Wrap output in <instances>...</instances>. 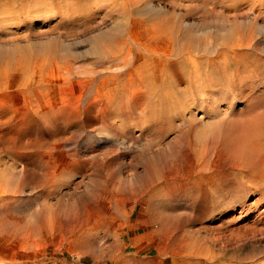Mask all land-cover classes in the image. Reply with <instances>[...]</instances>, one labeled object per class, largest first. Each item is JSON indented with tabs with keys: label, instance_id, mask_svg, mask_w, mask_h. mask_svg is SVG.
<instances>
[{
	"label": "rangeland",
	"instance_id": "rangeland-1",
	"mask_svg": "<svg viewBox=\"0 0 264 264\" xmlns=\"http://www.w3.org/2000/svg\"><path fill=\"white\" fill-rule=\"evenodd\" d=\"M37 1L0 0V264H264V0Z\"/></svg>",
	"mask_w": 264,
	"mask_h": 264
},
{
	"label": "bare ground",
	"instance_id": "bare-ground-1",
	"mask_svg": "<svg viewBox=\"0 0 264 264\" xmlns=\"http://www.w3.org/2000/svg\"><path fill=\"white\" fill-rule=\"evenodd\" d=\"M1 1H2V0H1ZM23 1H24V0H23ZM29 1H30V0H29ZM38 1H39V0H38ZM38 1H37V2H38ZM95 1H98V0H95ZM99 1H100V0H99ZM101 1H102V0H101ZM101 1H100V2H101ZM105 1H106V0H105ZM110 1H111V0H110ZM127 1H129V0H127ZM127 1L125 2V1L123 0L121 3H124V4H125V3H127ZM4 2L7 3V1H4ZM26 2H27V1H26ZM26 2H25V3H26ZM32 2L34 3V1H32ZM35 2H36V0H35ZM40 2H41V1H40ZM219 2H222V1L219 0ZM6 3H5L4 5H3V3H0V8H1V10L3 9V14H5V10H6L5 7H8V6L6 5ZM27 3H28V2H27ZM27 3H26V4H27ZM96 3H97V2H96ZM98 3H99V2H98ZM133 3H134V2H133ZM110 4H111V3H110ZM118 4H119V3H118ZM118 4H117V5H118ZM225 4H226V2H225ZM5 5H6V6H5ZM9 5H10V4H9ZM34 5H35V4H34ZM3 6H5V7H3ZM11 6H12V5H11ZM16 6H17V5H16ZM30 6L33 7V5H30ZM13 7H14V6H13ZM23 7H24V6H23ZM25 7H26V5H25ZM28 7H29V4H28ZM126 7H127V6H126ZM26 8H27V7H26ZM37 8H38V7H37ZM17 9H18V7H17ZM17 9H16V10H17ZM24 9H25V8H24ZM30 9H31V8H30ZM33 9H34V8H33ZM33 9H32V10H33ZM19 10H20V9H19ZM21 10H22V9H21ZM32 10H31V11H32ZM61 10H62V9H61ZM24 12H25V11H24ZM22 13H23V12H22ZM27 13H28V9H27ZM18 14H19V13H18ZM0 18H1V17H0ZM128 33H129V32H128ZM132 35H133V33H132ZM132 35H131V36H132ZM122 36H123V37H120V40H117V41H116L117 48H116V46L113 47L115 51L117 50V51H116V55H117V57H119V58L121 57V59L118 60V61H117V60H116V61L114 60L115 62H114L113 60H111V62H109V65H110V63H111V64H113V65L115 64V66H116V65H117V66H121V68H123L122 65H123V66H125V65L127 66V69H125V67L123 68V69H125V70H124L122 73H119V72H118V73H119V76H118L117 78H115L114 80L111 79V80H113V81H115V82L117 83L118 87H120L119 85H122L126 80H127L128 82H129V81H131V82L134 81V80H133L134 77H133V75L131 74V70H132V66H133V65H132L133 58H132L131 55H132V54L134 55L133 52H134L135 49H136V51H137V48H136V47H137V44H136V43H137V42H136L137 40L132 39V37H131L130 35H127V36L122 35ZM133 36H134V35H133ZM247 37H250V36H247ZM121 38H122V39H121ZM133 38H134V37H133ZM241 38H242V37H241ZM241 38H240V40H241ZM171 39L173 40V38H171ZM171 39H170V40H171ZM245 39H246V38H245ZM245 39H243L242 42H244ZM246 40H247V39H246ZM246 40H245V41H246ZM250 40H251V39H249V40H247V41H250ZM134 41H135L136 43H135ZM237 41H238V40H237ZM140 42H141V41H140ZM242 42H241V41H238V42H235V41H234L232 47H231L232 44H231V45L228 44V47H225V46H224L225 48L222 47V48H224V49H222V51L220 52V54L222 55L221 57H224V59H225V60H224V59L221 60V63H223L224 67H223V65H222L223 68H221V69H220V67L217 68V69H216L217 72L225 73V77H231L230 79H232L233 77H235V76H231V75H234V74L236 75V73L239 72V70H238L237 68H235V69L237 70V72L235 73L236 70L234 71V66H233V68L230 67L231 64H229V63H230L229 61H233L234 58H238V59H239V57L241 58L240 60H243V59H244V57H245V55H244L245 50H243L242 47H246V46H247V43H246V46H243L244 43H242ZM251 42H252V41H251ZM141 43H142V44H145V42H144V43L141 42ZM248 44H249V43H248ZM140 45H141V44H140ZM177 45H179V44H177ZM183 45H184V44H183ZM229 45H230V46H229ZM234 45H235V46H234ZM250 45H251V44H250ZM250 45H249V46H250ZM144 46H146V45H144ZM144 46H143V48H144ZM226 46H227V45H226ZM138 47H139V46H138ZM177 47H179V46H177ZM247 47H248V46H247ZM109 48L112 49L111 47H109ZM141 48H142V47H141ZM171 48H172V45H171ZM186 48H187V47H186ZM186 48H185V50H186ZM104 49H105V48H104ZM145 49H146V48H145ZM172 49H173V48H172ZM172 49H171V50H172ZM182 49H183V48H182ZM105 50H108V48H106ZM114 50H108L109 52L106 51L105 56H106L108 53H113V54H115V53H114ZM147 50H148V49H147ZM147 50H146V51H147ZM152 50H153V49H152ZM169 50H170V49H169ZM173 50H174V49H173ZM173 50H172V51H173ZM179 50H180V49H179ZM142 51H143V50H142ZM146 51H145V52H146ZM154 51H155V50H154ZM154 51H152V52H154ZM159 51H160V50H159ZM166 51H167V50H166ZM177 51H178V50H177ZM180 51H181V50H180ZM180 51H179V52H180ZM186 51H188V50H186ZM189 51H190V50H189ZM189 51H188V52H189ZM219 51H220V50H219ZM219 51H218V52H219ZM137 52H141V51H137ZM143 52H144V51H143ZM160 52H161V51H160ZM160 52H159V53H160ZM169 52H170V51H169ZM173 52H174V51H173ZM192 52H193V51H191V53H192ZM157 53H158V52H157ZM166 53H167V52H166ZM180 53H181V56H182L184 59H185V58H188L191 62H192V61L195 62V59L198 60V59H197L198 57H196L195 55L191 56V55H188L186 52H180ZM143 54H144V53H143ZM148 54H149V53H148ZM175 54H176V53H175ZM175 54H173V53L170 52V54H167L166 56H168V57L171 56V57H172V56L175 55ZM220 54H219V55H220ZM116 55H115V56H116ZM135 55H136V54H135ZM141 55H142V53H141ZM154 55H155V54H154ZM154 55H153V58H154ZM156 55H157V54H156ZM162 55H163V52H162ZM162 55H161V56H162ZM130 56H131V57H130ZM143 56H144V55H143ZM147 56H150V54L147 55ZM147 56H146V57H147ZM151 56H152V55H151ZM164 56H165V55H164ZM175 56H176V55H175ZM182 57H181V58H182ZM207 57H208V56H207ZM207 57H205V58H207ZM221 57H220V58H221ZM233 57H234V58H233ZM134 58H135V57H134ZM158 58H159V57H158ZM176 58H177V57H176ZM201 58H202V57H201ZM203 58H204V57H203ZM212 58H213V57H212ZM212 58H211V59H212ZM216 58H218V56H217ZM216 58H215L214 60H216ZM220 58H218V60H219ZM112 59H113V58H112ZM147 59H148V58H147ZM149 59H150V58H149ZM166 59H167V58H166ZM221 59H222V58H221ZM238 59H237V60H238ZM138 60H139V59H138ZM162 60H163V58H162ZM167 60H168V59H167ZM180 60H181V59H180ZM185 60H187V59H185ZM202 60H203V59H202ZM202 60H201L200 62H202ZM209 60H210V59H209ZM143 61H144V60H143ZM145 61H146V60H145ZM145 61L142 62V63H146V62L148 63V62H149V60L146 61V62H145ZM163 61H164V60H163ZM178 61H179V60H178ZM183 61H184V60H183ZM203 61H204V60H203ZM206 61H207V60H206ZM210 61H211V60H210ZM234 61L236 62V60H234ZM133 62H134V61H133ZM150 62H151V61H150ZM166 62H167V61H166ZM186 62H187V61H186ZM211 62H213V59H212ZM211 62H210V63H211ZM218 62H220V61H218ZM228 62H229V63H228ZM170 63H171V62H169V64H170ZM187 63H188V62H187ZM187 63H186V64H187ZM214 63H215V61H214ZM231 63H232V62H231ZM127 64H128V65H127ZM160 64H161V63H160ZM162 64H164V63H162ZM178 64H181V63L179 62ZM186 64H185V65H186ZM207 64H208V63H207ZM207 64H206V65H207ZM211 64H212V63H211ZM216 64H217V63H216ZM148 65L150 66L149 63H148ZM148 65L145 64L144 67H146V66H148ZM172 65H173V64H172ZM172 65H171V66H172ZM190 65H192V64H190ZM194 65L198 67L200 64H199V62L197 61V63H194ZM203 65H204V64H203ZM208 65H209V64H208ZM212 65H213V64H212ZM218 65H219V64H218ZM110 66H111V65H110ZM149 66H148V67H149ZM163 66H164V65H163ZM165 66H166V65H165ZM167 66H168V65H167ZM167 66H166V67H167ZM183 66H184V65H183ZM183 66H180V68H182ZM186 66H187V65H186ZM186 66H184V68H185ZM220 66H221V64H220ZM107 67H108V66H107ZM111 67H112V66H111ZM111 67H110V68H111ZM133 67H134V66H133ZM159 67H160V66H159ZM173 67H174V66H173ZM190 67H192V66H190ZM197 67H196V68H197ZM203 67H204V66H203ZM203 67L201 66V68H203ZM217 67H218V66H217ZM110 68H109V70H110ZM116 68H117V67H116ZM161 68H162V67H161ZM169 68H170V67L168 66V69H167V70H169ZM199 68H200V67H198V70H197V69L194 70L195 73H191V72H193V71L190 72L191 69H189L188 71H189V73L191 74V76H194L195 78H197L198 76H200V75H199L200 72H197V71H200V70H201V69L199 70ZM112 69H113V68H112ZM112 69H111L110 72H112ZM134 69H135V68H134ZM141 69H142V68H141ZM141 69H140V70H141ZM146 69H147V67H146ZM172 69H173V68H172ZM172 69H170V70H172ZM182 69H183V68H182ZM194 69H195V68H194ZM107 70H108V68L106 69V72H107ZM121 70H122V69H121ZM184 70H185V69H184ZM205 70H206V68H205ZM113 71L115 72V70H113ZM116 71H117V70H116ZM134 71L137 73L136 70H134ZM134 71H133V72H134ZM144 71H146V70H144ZM163 71H164V70L162 69L161 72H163ZM181 71H182V70H181ZM188 71H187V72H188ZM202 71H203V70H202ZM202 71H201V72H202ZM206 71H207V70H206ZM165 72H166V71H165ZM167 72H169V71H167ZM185 72H186V71H185ZM185 72H183V73H185ZM203 72H204V71H203ZM203 72H202V73H203ZM211 72H213V71H211ZM116 73H117V72H116ZM170 73H171V72H170ZM205 73H206V72H204V74H205ZM213 73H214V72H213ZM239 73H242V72L240 71ZM108 74L110 75V73H108ZM111 74H112V73H111ZM143 74H145V73H143ZM147 74H148V73H147ZM147 74H145V76H146ZM171 74H172V73H171ZM177 74H179V73H177ZM190 74H189V75H190ZM193 74H194V75H193ZM207 74H208V73H207ZM113 75H114V74H113ZM115 75H116V74H115ZM131 75H132V76H131ZM140 75L142 76V74H140ZM169 75H170V74H169ZM172 75H173V74H172ZM172 75H171V76H172ZM219 75H220V74H219ZM238 75H239V74H238ZM238 75H237V76H238ZM243 75H244V74H243ZM143 76H144V75H143ZM147 76H148V75H147ZM173 76H174V75H173ZM210 76H211V75H210ZM215 76H217V75H215ZM223 76H224V74H223ZM245 76H246V75H245ZM248 76H249V74H248ZM110 77H111V75H110ZM115 77H116V76H115ZM184 77H185V76H184ZM184 77H183V78H184ZM211 77H213V76H211ZM240 77H243V76H242V75H241V76L239 75V78H240ZM112 78H113V77H112ZM148 78H149V77H148ZM169 78H170V77H169ZM174 78H176V75L174 76ZM199 78H200V77H199ZM199 78H198V79H199ZM201 78H202V77H201ZM216 78H217V77H216ZM216 78H215V79H216ZM108 79H109V78H108ZM108 79H106V80H108ZM141 79H144V80H145V79H147V77H144V78H141ZM167 79H168V78H167ZM185 79H187V78H185ZM203 79H204V78H203ZM206 79L209 80L208 78H206ZM215 79L212 78L213 81L218 80V79H216V80H215ZM234 79H236V78H234ZM234 79H233V80H234ZM111 80H110V81H111ZM139 80H140V79H139ZM171 80H172V78H171ZM171 80H170V81H171ZM174 80H175V79H174ZM177 80H178V79H177ZM192 80H193V79H192ZM201 80H202V79H201ZM201 80H200V81H201ZM242 80H243V79H242ZM140 81H142V80H140ZM147 81H148V80H147ZM178 81H179V80H178ZM187 81H188V80H187ZM193 81H196V80H193ZM200 81H199V82H200ZM213 81H212V82H213ZM218 81H221V79L218 80ZM218 81H217V82H218ZM246 81H247V80H246ZM106 82H107V81H106ZM138 82H139V81H138ZM149 82H150V79H149ZM172 82H174V81H172ZM175 82H176V80H175ZM197 82H198V81H197ZM197 82H196V83H197ZM202 82H204V81L202 80ZM202 82H201V84H202ZM206 82H207V81H206ZM237 82H238V81H237ZM242 82H243V81H242ZM112 83H113V82H112ZM126 83H127V82H126ZM143 83H147V82H144V81H143ZM179 83H180V82H179ZM219 83H220V82H219ZM240 83H241V82H240ZM244 83H245V81H244ZM128 84H131V83H128ZM169 84H170V83H169ZM192 84H194V83H192ZM198 84H199V83H198ZM211 84H212V83H211ZM124 85H125V84H124ZM126 85H127V84H126ZM141 85H143V84L141 83ZM148 85H149V84H148ZM151 85H152V84H151ZM171 85L174 86L172 83H171ZM175 85H176V84H175ZM203 85H204V87H205L206 84L203 83ZM214 85H215V83H214ZM234 85H235V84H234ZM143 86H144V85H143ZM198 86L200 87V85H198ZM124 87H126V86H124ZM175 87H176V89H177V87H179V85H177V86H175ZM215 87H216V86H214V88H215ZM234 87H235V86H234ZM127 88H128V87H127ZM129 88H131V87H129ZM171 88H173V87H170V90H172ZM201 88H203V86H202ZM205 88L207 89V86H206ZM214 88H213V90H214ZM168 89H169V87H168ZM168 89H167V90H168ZM173 89H174V88H173ZM176 89H175V90H172V91H173L172 94H173L174 92L176 93ZM178 89H179V88H178ZM203 89H204V88H203ZM127 90H128V89H127ZM170 90H169V91H170ZM207 90L209 91V89H207ZM146 91H147V90H146ZM123 92H124V91H123ZM170 92H171V91H170ZM126 93H127V92H126ZM167 93L169 94L168 91H167ZM175 93H174V94H175ZM124 94H125V93H124ZM164 95H165V94H164ZM167 96H168V95H167ZM175 96L178 97V93H177V95H175ZM158 97H159V96H158ZM168 97H169V96H168ZM177 99H178V98H177ZM158 100H160V98H159ZM170 100H171V98H170ZM175 100H176V98H175ZM172 101H173V100H172ZM173 102H174V101H173ZM170 103H171V102H170ZM175 104H176V103H175ZM179 104H181V103L179 102L177 105H179ZM181 105H182V104H181ZM183 105H184V103H183ZM176 107H177V106H176ZM171 108H172V107H171ZM181 111H182V110H181ZM178 112H179V111H178ZM182 113H184V112H182ZM182 115H183V114H182ZM172 116H173V114H172ZM183 117H184V116H183ZM126 120H127V119H126ZM122 121H123V120H122ZM189 121H190V119H189ZM188 123H190V122H188ZM191 123H192V122H191ZM187 128H188V126H187ZM253 134H254V133H253ZM242 136H243V135H242ZM251 136H253V135H251ZM239 137H240V136L238 135L237 138H238L239 141L237 140L238 143L236 142V146H235V143H234V146H235V150L240 151V152H244V155H245V156H242V155H241V156H242L241 158H244L243 160H244L245 162H247V164H249V165H250V164L257 165V166L263 165V162H264V153H260V152L257 150V148H256L257 145L255 144L256 142H254V141H253V142H250V140L248 141L247 138H243V137H242L241 139H239ZM253 137H254V136H253ZM237 138H236V139H237ZM234 140H235V139H234ZM234 140H233V141H234ZM254 140H255V139H254ZM229 142H230V141H229ZM229 144H230V143H229ZM229 144H228V145H229ZM231 145H233V144H230V146H231ZM222 147H223V145H222ZM232 147H233V146H232ZM232 147H231V148L229 147V149H233L232 151H233V152H236V151L234 150V147H233V148H232ZM229 149H228V152L230 151ZM224 150H225V149H224ZM247 150H248L249 152H254L255 156L257 155V159H256V160L254 159L255 156H252L251 158H249V156L247 157V156H246V152H247ZM221 151H223V148L221 149ZM221 151H220V155H222V154H221ZM232 151H230V152H231V155H232V153H233ZM218 152H219V151H218ZM224 152H226V150H225ZM227 154H228V153H227ZM227 154H226V155H227ZM236 154L238 155L237 152H236ZM220 155H219V156H220ZM223 155H225V153H224ZM233 155H235V153H234ZM233 155H232V157H233ZM237 155H236V157H237ZM238 156H239V155H238ZM226 157H227V156H226ZM229 157H230V156H229ZM234 158H235V157H234ZM199 159H200V158H199ZM235 159H237V161L242 160V159H240V158H235ZM238 159H240V160H238ZM187 160H188V159H187ZM200 160H201V159H200ZM229 160H230V159H229ZM231 161H232V160H231ZM200 162H201V161H200ZM200 162H199L198 164H200ZM242 164H243V163H242ZM242 164H241V165H242ZM204 165H205V164H204ZM244 165H245V164H244ZM198 166H201V165H198ZM202 166H203V164H202ZM205 166H206V165H205ZM205 166H204V167H205ZM209 166H210V165H209ZM214 166H215V165H214ZM214 166H213V167H214ZM239 166H240V165H239ZM239 166H238V168H239ZM251 166H252V165H251ZM251 166H250V167H251ZM206 167H207V166H206ZM206 167H205V168H206ZM216 167H217V166H216ZM225 167H226V166H225ZM235 167H236V166H235ZM207 168H210V167H207ZM211 168H212V166H211ZM241 168H242V167H240V170H241ZM255 168H256V167H255ZM224 169H225V168H224ZM206 170H207V169H206ZM220 170H222V172H223V169H220ZM240 170H239V171H240ZM214 171H215V170H214ZM217 171H219V170L217 169ZM225 171H226V170H225ZM227 171H228V170H227ZM255 171H257V169H255ZM219 172H221V171H219ZM222 172H221V173H222ZM232 172H233V171H232ZM229 173H230V172H229ZM240 173H241V171H240ZM255 173H256V172H255ZM258 173H259V172H258ZM258 173H257V175H258ZM260 173H262V171H261ZM224 174H225V173H223V175H224ZM241 174H242V173H241ZM225 175H227V174H225ZM225 175H224V176H225ZM229 175H230V174H229ZM255 175H256V174H255ZM255 175H254V176H255ZM241 176H242V175H241ZM243 176H244V175H243ZM262 176H263V174H262ZM262 176H261V177H262ZM227 177H228V176H227ZM261 177H258V178H261ZM241 178H242V177H241ZM246 178H247V177H246ZM243 180H244V179H243ZM263 218H264V217H263ZM232 242H233V241H232ZM220 263H222V262L219 261L218 264H220Z\"/></svg>",
	"mask_w": 264,
	"mask_h": 264
}]
</instances>
